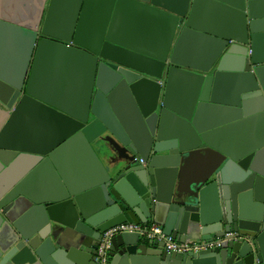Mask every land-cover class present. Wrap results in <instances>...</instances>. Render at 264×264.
<instances>
[{
    "label": "water",
    "instance_id": "95a60500",
    "mask_svg": "<svg viewBox=\"0 0 264 264\" xmlns=\"http://www.w3.org/2000/svg\"><path fill=\"white\" fill-rule=\"evenodd\" d=\"M37 1L0 11V264H95L123 222L232 234L119 233L108 264H264V0Z\"/></svg>",
    "mask_w": 264,
    "mask_h": 264
},
{
    "label": "built area",
    "instance_id": "2783aa9c",
    "mask_svg": "<svg viewBox=\"0 0 264 264\" xmlns=\"http://www.w3.org/2000/svg\"><path fill=\"white\" fill-rule=\"evenodd\" d=\"M250 52V49H249ZM137 233L144 239H155L164 241L165 248L167 250L174 251H187V250H198L200 248L217 247L220 246L223 239L229 237L232 232H227L223 237H217L211 240H202L198 242H178L171 236L167 235L161 225L151 222L147 224L135 223V222H123L111 226L106 229L103 233V237L99 242L93 260L95 264H108L107 248L109 245V239L119 233Z\"/></svg>",
    "mask_w": 264,
    "mask_h": 264
},
{
    "label": "crops",
    "instance_id": "0c3cea01",
    "mask_svg": "<svg viewBox=\"0 0 264 264\" xmlns=\"http://www.w3.org/2000/svg\"><path fill=\"white\" fill-rule=\"evenodd\" d=\"M38 5L37 0H0V11L12 20L29 23L36 17ZM68 67L69 65L61 60L46 58L43 61L40 79L42 87H47L51 83L49 78L52 77V74L58 78L60 85L64 83L67 78ZM187 242L198 241L190 238L187 239Z\"/></svg>",
    "mask_w": 264,
    "mask_h": 264
}]
</instances>
